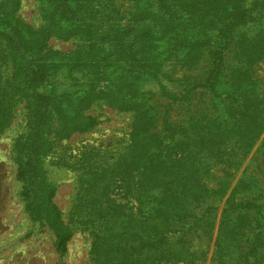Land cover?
Returning a JSON list of instances; mask_svg holds the SVG:
<instances>
[{
    "label": "trees",
    "instance_id": "trees-1",
    "mask_svg": "<svg viewBox=\"0 0 264 264\" xmlns=\"http://www.w3.org/2000/svg\"><path fill=\"white\" fill-rule=\"evenodd\" d=\"M45 1L51 23L35 41L17 15L21 0H0V136L24 102L26 129L13 145L20 196L31 218L54 232L57 252L67 253L73 227L54 203L46 157L93 130L100 120L90 110L102 102L132 114L129 167L117 177L142 205L127 212L114 198L102 207L111 214L77 218L91 229L89 264H199L207 249L191 252L190 236L206 247L214 242L210 264H264V137L257 144L264 132V0H131L129 7L122 0ZM51 36L80 40L71 64L61 58L72 51L53 50ZM106 85L115 88L114 102ZM218 99L228 100L219 114ZM195 147L197 183L169 181L181 173L172 151ZM255 147L215 232L214 201ZM123 153L89 147L67 165L80 181L103 174L95 184L103 189L123 169ZM204 204L207 214L198 209Z\"/></svg>",
    "mask_w": 264,
    "mask_h": 264
},
{
    "label": "rangeland",
    "instance_id": "rangeland-1",
    "mask_svg": "<svg viewBox=\"0 0 264 264\" xmlns=\"http://www.w3.org/2000/svg\"><path fill=\"white\" fill-rule=\"evenodd\" d=\"M122 2L125 7L131 5V0H122ZM50 10L51 6L48 1L21 0V8L17 12V15H20L22 21L27 25L25 28L29 38H35L36 41V37L38 38L37 30H43V28L50 25L52 16ZM79 42V39L64 40L61 37L51 36L48 40V45L53 50H57V52L63 53L64 55L72 51L68 58H61L65 59L66 63L71 64L74 57H77L75 54L80 49H77ZM45 52L46 49L43 50V53ZM56 60L54 65L62 62L60 56ZM262 67H264V64H262ZM6 69L12 73L11 64ZM258 71L264 77V68L261 70L258 68ZM181 74L182 72L178 73V75ZM147 87L151 88L149 85L144 86V88ZM101 89L109 93L106 95L110 101L117 98V95L113 93L115 92V88L110 85H106ZM106 95L104 98H106ZM218 101L217 112L219 114L221 110L225 109L228 100L222 101L218 99ZM90 113L96 115L100 123L89 133H76L70 138L63 140L57 146L56 150L46 157L45 165L48 171L49 181H51L56 189L54 203L58 206L64 221L73 227V236L68 244V251L66 254L61 255L55 248L56 236L54 232L47 223L31 218L20 196L21 183L17 177L18 165L14 159L13 145L18 135L26 129L27 110L25 109L24 102L18 103L16 106L11 123L0 136V264H89L92 242L91 229H88L89 227L87 225L75 223L76 220L78 222L80 220L77 218H82L81 216L92 218L93 215L99 214L102 216L107 215L109 212L111 214L113 212L110 211L111 207H109L110 210L102 207H107L106 204L114 198L117 199V206L119 205L120 207V204L125 203L129 207L125 209L127 212L129 210L134 211L137 205L139 207L142 205L141 198L139 196L134 198L137 195H130L128 187L126 189L123 188L124 183L121 177H117L119 170H125L129 167L127 159L132 150L126 149V147L128 146L127 142L129 141L133 122L131 112H121L101 102L94 105ZM235 129L242 130L244 127L236 124ZM263 137L264 132L260 135L257 144L260 143ZM89 147H96L102 150L107 149L113 152H124L119 162L123 169L116 167L115 174L111 175L112 178L108 180L107 185L103 189H99L95 185L96 180L101 178L103 174H94L89 180L80 181L78 172L67 165L72 163ZM199 147H195L193 150H188L187 152L183 149H174L172 151L174 157L178 160L177 166L181 173L177 177L169 174V181L185 182L189 186L197 183L196 172H198V166H202V162L198 156L200 152ZM255 149L256 147L241 161L240 165L238 163L234 165L237 169L235 175L231 178V184L223 197L214 201L215 204H219V208L216 211L215 232H217L226 201L243 174V171L253 158ZM204 160H207V157ZM206 166L207 162L205 164ZM203 182H207V177L200 183L202 184ZM214 182L215 180H212L210 186H213ZM200 189L197 188V194L200 193ZM252 193L249 192L250 195ZM195 200L199 201L201 197L198 198L197 196ZM202 201H207V197L202 198ZM204 205L205 209L202 207H198V209L200 212H206L207 214L210 209H207V204ZM192 237V247L189 245L191 248L190 251L192 252L195 247L207 249V255L203 257L204 261L199 264H210L214 251V242L211 241L208 243L207 239L206 247V243L201 241L202 237L190 236L189 239ZM203 240L206 241L204 238ZM187 247L188 244L186 245V249ZM177 264L189 263L179 262Z\"/></svg>",
    "mask_w": 264,
    "mask_h": 264
}]
</instances>
